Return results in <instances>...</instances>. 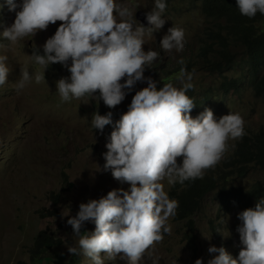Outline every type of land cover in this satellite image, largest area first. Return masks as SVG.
<instances>
[{"label":"clouds","instance_id":"9594fccd","mask_svg":"<svg viewBox=\"0 0 264 264\" xmlns=\"http://www.w3.org/2000/svg\"><path fill=\"white\" fill-rule=\"evenodd\" d=\"M6 3L16 14L14 23L0 32V39L8 42L7 47L34 38L50 24L63 22L42 46L43 55L40 48L33 46L30 57L43 71L30 74L21 69L20 79L15 83L17 92L33 79L41 83L49 65L57 63L71 73L69 78L57 82V92L64 103L88 97L102 100L110 109H119L116 106L138 82L147 83L146 88L133 96L127 113L114 124L103 156L106 163L102 171L111 172L115 180L130 184V188L113 190L99 200L81 203L78 213L67 219L74 237H79V247L67 243L66 246L69 253L82 254L92 264H104L105 259L118 257L128 264H142L145 259L158 264L154 258L156 245L165 234L171 235L168 222L179 207L165 191V182L175 186L203 179L206 171L214 169L224 158L229 147H235L230 142L242 140L246 135L245 120L232 112L217 119L211 109L192 117L197 103L186 93L195 87L192 83L195 69L188 72L181 68L177 75L182 85L179 88L172 83L159 87L157 81L145 77L146 68H151L159 57L156 52L159 48L168 54L179 53L187 43L184 30L174 26L157 48H144L145 37L153 36L165 26L162 14L167 0H154V8L146 14L150 25L147 28L135 26L140 7L136 0H130L131 6L119 0H22L19 4L6 0ZM236 5L240 14L249 19L257 14L264 16V0H236ZM4 47L0 44V48ZM7 61V55H0V87L8 83ZM112 115V112L104 116L94 114L93 128L102 133L106 126L113 125ZM62 216L70 217V208ZM238 219L242 222L237 229L242 245L238 258H233L224 247L212 246L208 252L218 255L208 264H264V197L254 209L239 213ZM86 222L94 223L95 231L81 234ZM195 264L204 262L197 259Z\"/></svg>","mask_w":264,"mask_h":264},{"label":"rangeland","instance_id":"374dc122","mask_svg":"<svg viewBox=\"0 0 264 264\" xmlns=\"http://www.w3.org/2000/svg\"><path fill=\"white\" fill-rule=\"evenodd\" d=\"M16 2L19 4L22 0ZM119 2L131 6L130 0ZM136 3L140 5L137 12L144 10L148 13L154 8V0H136ZM0 5H3L0 8V32H3L5 27L14 23L16 14L9 10L6 0H0ZM162 17L166 19L164 28L151 37L146 36L144 48H157L168 29L176 26L184 30L187 43L183 52L173 51L171 55H175L176 60L181 54L190 56L193 52L196 56L199 48L197 35L207 25L200 2L167 0ZM135 19V26L142 25ZM61 23L50 24L47 30L38 31L34 38L28 37L11 47H7L6 40L0 39V44L6 46L0 48V55L8 56L6 63L10 69L8 83L0 87V264L31 263L30 248L43 230L60 243L38 264H92L82 254L68 252L66 243L78 248L79 237H74L67 219L78 213L81 203L99 200L113 190L127 191L130 188V184L115 180L111 172L102 171L106 163L103 158L107 152L106 144L114 128L108 125L101 133L91 123L97 112L104 116L113 109L102 100L98 102L88 97L73 99L71 103L61 102L57 82L70 77L67 68L59 63L49 65L41 83L37 84L33 79L23 90L17 92L15 89L21 69L28 70L30 74L43 71L30 57L33 46L42 49ZM225 77L239 79L244 84L241 94L234 91L224 94L221 85ZM170 83L177 88L182 87L177 76ZM192 83L197 101L191 112L193 118L211 109L217 119L230 112L239 113L245 120V130L252 128L257 131L264 124V102L253 94L250 74L243 63L224 75L199 69ZM147 86L144 83L134 87L116 108H124L137 91ZM224 158L213 170L222 165ZM262 179L264 173L252 172L246 179L222 183L206 197L200 212L192 218L196 227L197 249L189 239V224L170 218L171 235L165 234L163 241L156 245L154 258L158 264H195L197 259L208 264L218 255L208 252L212 246L224 247L233 258H238L242 248L237 231L242 222L238 215L244 210L254 209L264 197V188L258 194L252 192ZM262 185L264 187V183ZM183 190L184 185L169 186L165 182V191L172 200L175 199L171 193L178 195ZM225 196H229L231 204H222ZM69 208L71 216L63 217L62 213ZM95 227L94 223L86 222L81 234L94 232ZM101 255L103 258L104 254ZM75 256L79 262L74 261ZM104 264L128 262L118 257L105 259ZM142 264H152V261L145 259Z\"/></svg>","mask_w":264,"mask_h":264},{"label":"trees","instance_id":"16d2710c","mask_svg":"<svg viewBox=\"0 0 264 264\" xmlns=\"http://www.w3.org/2000/svg\"><path fill=\"white\" fill-rule=\"evenodd\" d=\"M197 1L201 4V12L207 25L203 32L197 35L199 48L196 56L193 52L190 56L181 54L176 60L175 55L165 53L159 48L156 51L159 57L151 68H146L145 77H151L158 82L159 87H163L178 75L181 68L188 72L203 69L213 74L224 75L237 64L243 63L250 74L253 94L264 102V16L257 14L254 19L242 16L236 0ZM188 51L191 49L188 48ZM40 54L43 55L42 49ZM181 60L183 63H180ZM224 79L225 82L221 85L224 94L230 91L241 94L240 90L244 84L239 79L228 77ZM143 84L138 82L134 87ZM186 94L195 104L197 103L193 90ZM131 101L126 107L111 111L113 125H109L110 127L114 128V124L127 113ZM245 132L242 140L234 141L235 147H231L221 166L215 170H207L203 179L186 181L181 194L171 193L172 198L179 204L175 220L189 224V239L194 249H197V235L192 218L200 212L206 197L222 183L234 180V177L246 178L252 172L264 173V124L257 131L249 128ZM263 183L264 179L259 180L252 192L258 194L264 188ZM221 201L225 205L229 204V196H225ZM59 243V240L46 231H41L30 248L31 263L21 264H38ZM74 261L79 262L78 256L74 257Z\"/></svg>","mask_w":264,"mask_h":264},{"label":"water","instance_id":"95a60500","mask_svg":"<svg viewBox=\"0 0 264 264\" xmlns=\"http://www.w3.org/2000/svg\"><path fill=\"white\" fill-rule=\"evenodd\" d=\"M146 14L147 12L144 10H139L136 14V18L139 22L142 23V25H144L145 27H150V25L148 24L147 20H146ZM121 82H124L123 80Z\"/></svg>","mask_w":264,"mask_h":264}]
</instances>
